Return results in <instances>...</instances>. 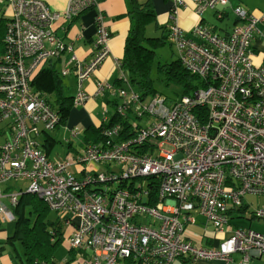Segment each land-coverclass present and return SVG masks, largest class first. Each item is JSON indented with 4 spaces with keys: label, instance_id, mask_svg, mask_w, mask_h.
I'll list each match as a JSON object with an SVG mask.
<instances>
[{
    "label": "built area",
    "instance_id": "2783aa9c",
    "mask_svg": "<svg viewBox=\"0 0 264 264\" xmlns=\"http://www.w3.org/2000/svg\"><path fill=\"white\" fill-rule=\"evenodd\" d=\"M8 1L13 10L0 47V122L7 121L0 145V185L23 180L25 192L38 196L72 228L66 237L74 252L70 264L231 262L234 253L242 254L236 264H248L252 255L264 254V234L233 227L230 215L251 206L244 202L251 195L263 198L252 212L264 219V63L255 65L251 51L264 14L235 6V22L226 36L202 23L185 32L176 22L184 1L172 0L168 41L182 66L205 86L167 103L160 95L142 101L124 80L126 87L114 90L121 99L114 113L146 118L143 124L129 121L134 135L116 141L122 126L114 123L103 128L101 141L50 160L38 141L58 126L60 117L30 81L45 61L71 49L54 35L53 26L98 9L101 0H68L62 12L42 0ZM190 1L198 15L228 3ZM94 24L90 61L72 56L75 64L62 69V74L73 71L76 76L74 106L88 100L82 82L109 53L110 32L100 10ZM106 88L97 83L96 94ZM79 131L72 127L70 136ZM21 192L6 195L12 206ZM2 196L0 187V216L12 221ZM192 211L217 233L230 229L229 237L209 248L186 241Z\"/></svg>",
    "mask_w": 264,
    "mask_h": 264
},
{
    "label": "crops",
    "instance_id": "0c3cea01",
    "mask_svg": "<svg viewBox=\"0 0 264 264\" xmlns=\"http://www.w3.org/2000/svg\"><path fill=\"white\" fill-rule=\"evenodd\" d=\"M42 1L51 10L62 12L65 10L68 0H42ZM146 1L150 2L154 10L158 26H161L162 27L161 29L165 30V26H167L171 22V19L169 17V12L172 6V0H136V2L138 3L146 2ZM183 1H184V5L178 10L176 22L178 26L181 29H183L185 32H189L193 26L199 23L212 27L221 36H226L231 30L235 22V16L230 8L227 7L224 9L219 7L217 10L207 9L201 15H198L195 13V6L190 0H183ZM240 1L246 4L245 0H229L231 6H240L246 9L248 12L257 16L264 14V7H262V9H259L256 8L255 6H250L248 4L243 6L242 4L239 3ZM128 3H129L128 5L131 7L129 0ZM126 6L127 3H125V7ZM125 7H123L124 10ZM121 8L122 5L121 6L118 5L117 0H101L98 9L90 8L80 13L79 16H77L74 19H71L69 21L60 20L53 26L54 35L59 40L63 41L66 45H70L71 47L70 50L66 49L62 51L57 56V58L55 57L50 60V63L54 64L61 77L60 79L62 86L61 94L65 97L68 96L71 98H73V96L77 91L76 76L73 71L67 74H62V69L65 68V66L72 67V65H74L76 61H80L82 63H88L92 58L94 53V40L96 33L94 16L98 10H100L103 13L105 25L110 32V38L108 41V49H109L108 56L82 82V87L85 90V92L89 94V98L83 105H80L81 107L79 111L73 110L70 117L71 121H73L72 123H79L80 126H82L85 123L83 127L84 128L83 131L85 130V128H87L90 125L94 127H98L100 124H105V123L107 124L111 116L114 114L113 113L110 117L107 116L108 104L110 103L112 104L113 102H115V104L117 105L118 104L117 102H121V99L118 97L116 91L114 90L126 87V83L121 78V71L118 67V62L123 56L124 42L128 30L131 27L132 19L128 13L129 10L120 11ZM12 10L13 8L8 0H0V24H2L0 25V39L4 36L5 23L11 17ZM212 17L215 19L216 22L212 19ZM154 28L158 30V28L156 27ZM251 51H252L253 63L255 65L263 64L264 63V21L259 22L257 25V33L255 34L254 39L252 41ZM72 56L75 57L76 61H73L71 63ZM118 80H120L121 83H118ZM99 82L108 85L109 88H106L103 92L96 94V90H97L96 86L97 83ZM42 97L45 99L44 96ZM48 98L51 99V101L53 100L52 96H48ZM118 98L120 99V101L117 100ZM98 102H100L101 104L100 107L102 109V117H100V119H95L90 114V110L95 105H97ZM73 106L74 105L72 104V107ZM105 109H106V113L104 117ZM103 118H105V120H103ZM128 119L130 122L134 121L131 120L129 116ZM136 122L138 123V121ZM71 128L72 127L68 129L69 134ZM83 131L82 132L79 131L78 134V135L80 134L82 135L81 136L82 143H83ZM46 135L51 136L49 132L43 133L42 136L39 138L38 144H39V148L49 158L48 155L49 149L47 150L43 146L44 144L43 140L46 137ZM78 135H76L75 137H71L69 135V138L66 139L68 146L70 147L72 146V142L70 138L71 139L77 138ZM84 144L85 143H83V146ZM82 147H75L73 151L76 152L80 150ZM11 181H19V180H11ZM0 187L3 192V196L1 200L13 213L14 219L12 220V222H14V227H15L16 214L13 211L14 206H12L9 203V200L6 197V195L11 191L21 190L22 186L18 185L17 187L15 185L13 186L12 184L6 182L4 184H1ZM258 198H261L263 200L262 197H258ZM258 204L260 203L258 202ZM191 214L194 218V223L186 224V233L183 234V237L186 241H189L194 246L208 247V248L217 247L219 242H221L224 238L229 237L231 233L230 229H226V231H224L223 233H217L211 225H206L205 223H202L204 224V226L201 228V230L198 229L196 230L195 227H193L196 224V220H197L196 218L197 216L198 217H203V216L196 211H192ZM239 217L240 216L236 215L235 212L234 214H231V224L233 227L238 226L244 228H251L250 226L245 227L237 223H234L235 220H237ZM249 220H252V218ZM59 221L62 226V229L65 230L64 231L65 235L68 236L71 233L72 228L65 225L63 221L61 220ZM6 222H10V221H4L0 216V264H14V262L10 259L8 252L6 251L7 248L6 245L14 244V241H11L12 239H10V237L13 236L14 228L13 231H11L12 233L8 235L9 230L2 227V224ZM208 227L211 228L208 229ZM64 242L65 244L67 243L66 238L61 243ZM68 253L69 256L64 258L63 260V263L65 264H70L74 254L73 250H71L70 248H68ZM241 255L242 254L240 253L232 254L231 262H225L220 260H202L198 264H236L237 261H239V259L241 258ZM174 262H176V260ZM174 262H172L171 264H175ZM180 262L181 264H184L181 259ZM21 263L24 264L22 259H21ZM248 264H264V254L252 255Z\"/></svg>",
    "mask_w": 264,
    "mask_h": 264
},
{
    "label": "trees",
    "instance_id": "16d2710c",
    "mask_svg": "<svg viewBox=\"0 0 264 264\" xmlns=\"http://www.w3.org/2000/svg\"><path fill=\"white\" fill-rule=\"evenodd\" d=\"M129 2L131 7L128 13L132 19V24L125 38L123 56L118 62V67L123 75L122 80H125L127 85L134 89V92L139 95L142 101H149L153 96L160 95L165 98L167 103H171L182 96L190 95L197 88L205 86L197 75L189 72L182 66L178 58L170 62L156 64V73L166 86H175L179 92L171 96L153 86L151 71L155 64V51L159 46L168 41V27L170 23L165 26L166 33L164 32L160 36H147L146 28L151 23L158 29L162 28L157 24L156 15L150 2L138 3L136 0H129ZM219 7L224 9L228 7L233 13L235 6H231L228 0L227 5L216 6L210 10H217ZM2 42L3 37L0 39V46ZM51 59L45 61L39 68L40 70L38 69L34 73L30 85L35 93L41 97H45L43 99L57 112L60 117V124H63L67 120L68 113L72 107V98L61 94V77L54 64L50 63ZM118 83H121L120 80H118ZM48 96H52L53 100L51 101ZM113 104L114 106L116 105L115 102ZM114 123H120L122 126L120 135L116 138V141L124 140L134 135L128 116L121 118L114 113L107 124H100L98 127L90 125L85 128L83 131V143L88 144L101 141L103 139V128L110 127ZM43 142L44 148L48 150L55 140L53 137L46 135ZM30 194L22 191L17 203L14 205L13 211L16 214V219L13 236L10 239H12L11 241H20L23 247L24 264H55L54 253L60 243L67 237L64 232L65 230L62 229L59 221L61 219L58 214L55 221L47 220L48 207L41 199H37L36 201L32 197L34 194ZM28 205H31V208L26 214L23 206ZM246 210H248L246 205L241 206L231 211L230 215L235 212L236 215L240 216ZM250 213L249 219L255 218L253 212L251 211Z\"/></svg>",
    "mask_w": 264,
    "mask_h": 264
},
{
    "label": "rangeland",
    "instance_id": "374dc122",
    "mask_svg": "<svg viewBox=\"0 0 264 264\" xmlns=\"http://www.w3.org/2000/svg\"><path fill=\"white\" fill-rule=\"evenodd\" d=\"M118 5H122V8L120 9V11H123L125 7V3H127V6L125 7L124 11H128L130 10V6L128 5V0H117ZM246 4L250 5V6H255L256 8L262 9V7H264V0H245ZM240 4H242L243 6H245L246 4L242 1L239 2ZM215 16V15H214ZM213 16V17H214ZM212 17V19L215 21V19ZM207 19V17H206ZM216 22V21H215ZM211 23V22H209ZM166 33V31L163 29H158L156 30L154 28V24H150L147 26L146 28V35L147 36H160L162 35V33ZM177 58L176 55V51L174 49V47L170 44V42H166L163 45L159 46L156 51H155V64L153 66V69L151 71V77L153 79V86L155 88H157L159 91L168 94V95H176L174 93L179 92L178 88L172 85H168L166 86L164 84L163 81L160 80V77L157 75L156 73V64L158 63H166V62H170L174 59ZM118 101H120V99H117ZM118 103V102H117ZM100 102L97 103V105H95L91 110H90V114L95 118V119H100V117H102V109L100 107ZM81 106H73L70 108V111L68 113V117L67 120L65 121V123L63 124H59L54 130L50 131L49 134H51V136L54 138L55 142L54 144L50 147V149L48 150L49 153V159L50 160H54V159H61L63 158L68 152H74V148L75 147H82L83 143L81 141V134L77 136V138H70L71 142H72V146H68V143L66 141L67 138H69V128L70 127H77L81 132L83 131V127L85 125V123L80 126L79 123H72L73 121H71L70 117L71 114L73 112V110H80ZM114 109L115 106L114 104L110 103L107 106V116L110 117L113 113H114ZM130 117L131 120L134 121H138L139 124H143L146 121L145 117H142L141 119L136 118L134 115L129 114L128 115ZM6 123L7 121H1L0 122V145L2 144V142L4 141L5 137H6ZM4 130V132L2 131ZM164 149H167V146L163 147ZM10 184H12L13 186H17L21 185L22 186V191L24 192L25 187L23 186L25 184V182L23 180H19V181H10L8 182ZM145 183V182H144ZM117 183L114 182L113 185L115 186ZM13 189V188H12ZM31 195V194H30ZM36 201L38 198V196H32ZM245 201H250L252 202L251 206H248V210L242 212V214H240V217L235 220L234 223H237L241 226H245L248 227L250 226L251 229L259 231L261 233L264 234V219H259V218H252V220H249L250 218V212L253 211V207L255 208L256 206H259L260 204H262L263 200L261 198L258 197H254L251 195H247L244 198V202ZM258 202L260 204H258ZM44 203V202H43ZM258 204V205H257ZM31 208V205L28 206H23V210L24 212L27 214L29 209ZM46 219L49 221H55L57 219V214L55 211L50 210L49 208L47 209V214H46ZM196 224L193 226L195 227V229L197 230H201V228L204 226L205 223V219L203 217H198L196 218ZM3 228H6L9 230L8 235L10 233H12L11 231H13L14 228V222L10 221V222H6L4 224H2ZM211 227H208V229ZM211 230V229H210ZM6 251L8 252V255L10 257V259L14 262V264H22L21 263V259L24 262V256H23V247L20 243V241L18 240H14V244L13 245H6ZM68 245L67 243H61L60 246L57 248L56 252L54 253V261L55 264H65L63 263L64 258L69 256L68 253ZM175 264H181L180 259H176V262H174Z\"/></svg>",
    "mask_w": 264,
    "mask_h": 264
}]
</instances>
